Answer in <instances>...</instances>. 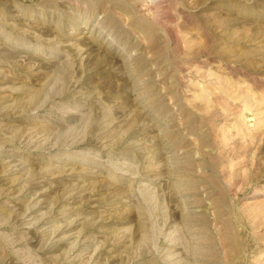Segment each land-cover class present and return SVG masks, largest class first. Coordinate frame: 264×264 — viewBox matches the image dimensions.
I'll use <instances>...</instances> for the list:
<instances>
[{"label": "rangeland", "instance_id": "1", "mask_svg": "<svg viewBox=\"0 0 264 264\" xmlns=\"http://www.w3.org/2000/svg\"><path fill=\"white\" fill-rule=\"evenodd\" d=\"M0 264H264V0H0Z\"/></svg>", "mask_w": 264, "mask_h": 264}]
</instances>
